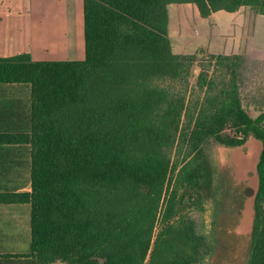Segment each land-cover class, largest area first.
Returning a JSON list of instances; mask_svg holds the SVG:
<instances>
[{"label":"trees","instance_id":"obj_1","mask_svg":"<svg viewBox=\"0 0 264 264\" xmlns=\"http://www.w3.org/2000/svg\"><path fill=\"white\" fill-rule=\"evenodd\" d=\"M175 4L203 19L243 7L264 16V0H83V61L0 58V84L31 87L30 133L0 144H29L32 163V191L0 195L30 204V254L0 264H200L211 246L187 210L216 212L229 189L251 193L227 168L220 179L214 157L250 136L264 144V110L251 115L243 96L244 59L211 55L216 69L191 90L197 55L173 51ZM258 172L248 264H264V150Z\"/></svg>","mask_w":264,"mask_h":264},{"label":"crops","instance_id":"obj_2","mask_svg":"<svg viewBox=\"0 0 264 264\" xmlns=\"http://www.w3.org/2000/svg\"><path fill=\"white\" fill-rule=\"evenodd\" d=\"M241 11L242 8L235 13L219 11L203 19L194 5H170L169 36L174 53L193 55L201 50L226 53L229 47L224 32L245 23ZM72 15L75 20L80 18V22L83 19L84 26L83 0H0V52L5 54L0 58L29 54L33 61H83L84 27L76 57L70 55L66 39L69 25L63 21ZM23 85L28 84H0V135L31 131V87ZM22 93L30 96L29 118L26 122L23 119L24 123L21 117L24 118L22 112H27V108H22ZM31 169L29 144H0V195L30 193ZM23 205L30 204H0V225L3 223L0 235L5 234L7 224L13 226L18 220Z\"/></svg>","mask_w":264,"mask_h":264},{"label":"rangeland","instance_id":"obj_3","mask_svg":"<svg viewBox=\"0 0 264 264\" xmlns=\"http://www.w3.org/2000/svg\"><path fill=\"white\" fill-rule=\"evenodd\" d=\"M240 15L245 18L242 19V23H245L238 28L234 26L231 30L224 32L229 51H225L226 53L223 54H211L205 50L195 53L197 59L192 68L189 85L191 90L195 89L197 77L202 69H207L211 73L216 69L213 66L211 55L241 56L244 59L241 62L240 69L241 80L243 81V96L246 105L250 108V114L258 116L262 113L260 111L264 110V16L258 15L250 7H243ZM63 23L69 25V30L66 29V39H69L70 55L76 57V46L77 44L79 46V42L83 38V19L80 22V18L75 20V15H72L70 19L64 20ZM2 55L5 54L0 52V57ZM23 86L28 87V85ZM21 96L22 108L25 106L27 108V112H22L25 115L24 118L23 116L21 118L22 122L23 119L26 122L29 118L30 96L27 97L23 93ZM228 130L227 132H229ZM221 148L216 147L214 150L215 160L220 167V179L223 178L224 168H228L233 173L231 165L223 158ZM244 152L247 153V150L244 149ZM174 158L175 154H173ZM250 175L252 174L250 173ZM249 188L251 193L242 191L239 194L238 190L235 192L229 189L228 194L226 193V196L221 199L222 201L219 208H216V212L211 203H206L203 210H187L188 215L195 221L199 234L206 238L211 246L210 253L201 260L200 264H248L254 214L252 225L248 230L242 231L240 226L245 217V204L248 199L254 197L253 188ZM230 194H235V197L232 198ZM20 208L22 211L18 215V220L14 221L13 226L10 223L7 224L4 228L5 234L0 235V255L26 256L30 254L31 207L30 205H23ZM2 226L3 223L0 228Z\"/></svg>","mask_w":264,"mask_h":264},{"label":"water","instance_id":"obj_4","mask_svg":"<svg viewBox=\"0 0 264 264\" xmlns=\"http://www.w3.org/2000/svg\"><path fill=\"white\" fill-rule=\"evenodd\" d=\"M221 149L224 160L228 162V164L231 165V168L233 169L234 174H232L235 182L237 184H245L247 187H252L254 190V197L248 199L245 204V217L240 226L241 230L245 231L248 230V228L252 225L253 214L255 219V200L260 186L258 164L264 150V144L258 138L250 136L242 146L235 148L222 147ZM244 149L247 150V153L244 152ZM251 156L253 157L252 163L249 164L245 169H238L239 160H246V158H250ZM250 173L252 175H250Z\"/></svg>","mask_w":264,"mask_h":264},{"label":"bare ground","instance_id":"obj_5","mask_svg":"<svg viewBox=\"0 0 264 264\" xmlns=\"http://www.w3.org/2000/svg\"><path fill=\"white\" fill-rule=\"evenodd\" d=\"M253 161V157L246 158V160H239L238 162V169H245L249 164Z\"/></svg>","mask_w":264,"mask_h":264},{"label":"flooded vegetation","instance_id":"obj_6","mask_svg":"<svg viewBox=\"0 0 264 264\" xmlns=\"http://www.w3.org/2000/svg\"><path fill=\"white\" fill-rule=\"evenodd\" d=\"M227 169H228V168H227ZM230 172H231V171H230ZM231 174H232V173H231ZM240 185H241V186H242V185H244L246 188L250 189V188H249V187H247L245 184H240ZM240 185H239V186H240Z\"/></svg>","mask_w":264,"mask_h":264}]
</instances>
